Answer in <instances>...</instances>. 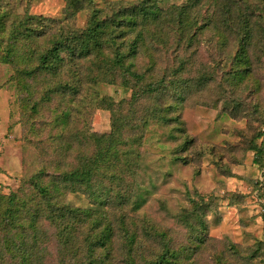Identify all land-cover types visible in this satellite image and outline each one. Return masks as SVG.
Returning <instances> with one entry per match:
<instances>
[{
	"label": "rangeland",
	"instance_id": "1",
	"mask_svg": "<svg viewBox=\"0 0 264 264\" xmlns=\"http://www.w3.org/2000/svg\"><path fill=\"white\" fill-rule=\"evenodd\" d=\"M132 5L139 8L134 20L143 41L124 68L114 64V53H127L124 46L135 40L118 29L99 58L76 59L70 67L61 53L65 61L56 72L23 76L32 51L50 47L59 28L84 30L95 10L112 26H127L114 18ZM229 6L237 23L220 22ZM28 16L35 17L32 38H10L14 18ZM0 26L1 195L42 166L51 172L75 167L94 150V136L110 133L121 116L129 126L121 129L118 166L128 167L126 157L137 165L127 178L150 191L143 212L162 220L183 213L192 222L202 215L201 233L228 264L245 263L234 262L227 246L264 243V154L250 149L264 128V0H84L72 15L66 0H0ZM115 44L121 46L115 50ZM128 66L143 78L124 73ZM162 77L174 86L141 93ZM54 87L58 92L44 98ZM52 196L90 207L83 194L55 185Z\"/></svg>",
	"mask_w": 264,
	"mask_h": 264
},
{
	"label": "trees",
	"instance_id": "2",
	"mask_svg": "<svg viewBox=\"0 0 264 264\" xmlns=\"http://www.w3.org/2000/svg\"><path fill=\"white\" fill-rule=\"evenodd\" d=\"M66 1L68 15L80 10L84 2ZM191 1L194 3L196 0ZM136 5L116 11L114 19L121 17L120 21L125 20L127 26L114 27L111 22L98 18V11L95 10L88 28L81 31L59 28L53 34L50 47L38 54L32 51L28 60L31 64L23 69V76L35 78L42 72H56L65 61L61 53L67 54L70 67L77 66L76 59L99 58L104 55L103 48L110 51L112 33L118 29L120 34H133L132 39L135 40L124 46L127 53H119L116 49L121 45L115 44L113 62L117 67L124 68L125 59L136 53V42L143 33L134 20L139 10ZM229 9L232 8L229 6L223 11L221 23L238 22L237 14L231 17ZM34 20L33 16L15 17L10 38L31 39L35 33L32 28ZM122 27H125V32ZM129 67L124 73L136 80L143 78ZM166 84L174 86L175 83L162 77L144 84L141 93H159ZM57 92L54 87L43 97ZM134 99L135 95L131 102ZM108 109L112 110V107ZM128 126L125 117L114 118L111 132L95 135L94 150L76 159L75 167L69 169L65 166L64 170H60L55 166V172H51L42 166L28 179H23L15 192L7 196L0 194V264H228L225 253L213 252L212 244L209 246V240L201 233L205 227L202 215H193L192 222L190 216L183 213H170L167 219L162 220L143 212L150 191L136 179L127 178V175L134 174L132 166L137 169V165L126 157L128 167L127 162L118 166L123 161L118 154V146L122 144L121 129ZM257 140H260L259 144L250 149L263 158L264 128ZM136 141L138 138L133 143ZM53 185L64 193L83 194L90 207L74 208L68 203L55 201ZM190 203H193L194 209L198 208L194 201ZM225 249L234 262L251 264L259 258L264 264L263 242L257 241L252 249L235 244Z\"/></svg>",
	"mask_w": 264,
	"mask_h": 264
}]
</instances>
